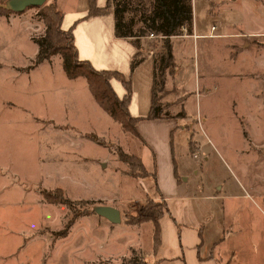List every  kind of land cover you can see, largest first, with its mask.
Here are the masks:
<instances>
[{
    "label": "rangeland",
    "instance_id": "rangeland-1",
    "mask_svg": "<svg viewBox=\"0 0 264 264\" xmlns=\"http://www.w3.org/2000/svg\"><path fill=\"white\" fill-rule=\"evenodd\" d=\"M74 1L64 0V5L73 6ZM138 1L133 0L124 12L135 29L147 25L145 5ZM41 7L0 13V264L150 262L148 224L126 225L143 209L156 213L162 208L156 203L162 198L148 196L158 194L149 148L97 103L85 77L65 75L59 54L36 63L40 50L36 39L46 33ZM192 7L198 33H209L214 24L216 33L247 38V33L264 28V0H192ZM192 32L181 29L180 34L188 35L170 38L179 87L167 97L181 98L165 116L177 117L172 136L177 172L189 173L184 191L200 193L204 185V192L231 198L226 202L239 217L250 210L258 230L256 242H262L264 219L250 200L259 201L257 197L264 195V55L258 60L252 44L253 50L239 49L227 38L193 37ZM149 39L162 49L161 36ZM209 81L211 92L203 87ZM197 86L202 89L196 90ZM159 94L164 104L165 93ZM256 121L263 128L259 145L249 143L240 129L244 124L252 132ZM121 150L142 156L150 175H140L135 160V168L130 169ZM132 171L140 176L132 177ZM46 192L59 197L63 193L74 201V208L50 202ZM103 204L118 206L122 220L111 222L93 210ZM132 206H136L133 211L128 209ZM75 213L79 215L63 235ZM137 228L144 247L129 242L135 240ZM236 228L232 238L238 256L243 264H250L255 259L246 248L250 234L246 227ZM257 256L263 260L264 249Z\"/></svg>",
    "mask_w": 264,
    "mask_h": 264
},
{
    "label": "crops",
    "instance_id": "crops-1",
    "mask_svg": "<svg viewBox=\"0 0 264 264\" xmlns=\"http://www.w3.org/2000/svg\"><path fill=\"white\" fill-rule=\"evenodd\" d=\"M58 4L64 15L61 26L64 30H73L74 43L77 45L79 58L89 60L97 69L118 70L124 73L130 81L129 113L138 118L136 130L140 133L143 143L149 148L147 152H150V161L154 164L152 178H154L158 194H149L148 196L153 199L162 198L168 207V210L158 218L160 240L156 246H154V223L152 221H143L141 224L126 223L129 227L130 225L141 227L148 224L146 235L150 243L146 244V249L149 253L150 262L154 264H243L238 256L240 250L237 249L232 238L235 236L238 229L236 226H238L240 228L246 227L248 234H250L246 240V248L248 254L255 257L250 261V264H264V259H257L258 250L264 249V241L256 242L254 231L258 232V230L250 210L242 209L246 210V214L239 217L236 213L238 210L231 207V203L226 202V199L231 198H226V195L222 196L220 192L219 194L214 192L216 195L213 192H204V185L201 186L200 193L184 191L188 187L186 183L189 179V173H187L188 175L184 172L178 173L173 158L172 136L177 125V117L161 115L147 118L152 105L153 55L161 50L159 43L153 42L149 39V36L139 38L117 36L116 16L113 11L114 6L110 5V0H96V7L103 10L96 14H90L91 0L74 1L73 6H66L64 0H58ZM213 25L211 24L209 33H198L195 32L197 27L194 26L192 21V36L203 37L208 35L219 39L227 38L231 42L230 44L239 47V49L241 47L250 48V44H252V47H255L254 52L260 55L258 60L263 58L264 45H261L264 44L262 38L264 28L247 33V38H245L242 35H236V33H216L215 28H212ZM187 35L188 33H185L172 37ZM255 35L262 37L260 40L252 39L251 37ZM229 37L240 39H234L233 41L228 39ZM255 42L261 43V45L254 46ZM138 52L142 54V59L134 68H131L132 59ZM172 56L174 59L173 71L166 70L164 91L159 94L165 93L164 104L161 102L162 96L159 98V101L165 105L163 112L168 111L181 98L170 100L167 97L170 93H177L179 87V71L174 51ZM262 64L264 65V59H262ZM211 78L208 79L211 80ZM111 82L119 97L123 98L127 91L123 82L118 78H112ZM203 85L204 90L211 92L210 81L205 82ZM197 89L202 88L197 86ZM240 129L248 138L249 143L255 142L259 145L258 137L261 133V139L263 138V128L262 126L259 127L257 121L254 125L255 130H252V132L244 124L240 126ZM194 146L195 148L198 147ZM262 149L261 156L264 161L263 144ZM140 159L144 164L142 156ZM194 173H196L195 170ZM147 174L149 176L150 171L147 170ZM180 176H184V178L182 179ZM251 199V206L255 207L264 219L262 208L264 195L257 197L259 201L253 200V197ZM138 201H141V198ZM135 207L132 206L128 209L133 211ZM232 210L235 212H232ZM241 218L243 219L240 220ZM127 229L130 232L132 231V228ZM138 229L140 228L134 231L135 240L129 239V242L138 247H144V238ZM223 243H225V246H222Z\"/></svg>",
    "mask_w": 264,
    "mask_h": 264
},
{
    "label": "trees",
    "instance_id": "trees-1",
    "mask_svg": "<svg viewBox=\"0 0 264 264\" xmlns=\"http://www.w3.org/2000/svg\"><path fill=\"white\" fill-rule=\"evenodd\" d=\"M96 0H91L92 6L90 14H96L102 9L96 7ZM117 1V2H115ZM114 6V13L116 16V34L121 37L139 38L141 36H147L150 33L155 36H161L163 38V46L159 53H154V78H153V94H152V105L147 118L158 117L166 115L167 111L163 112L165 105L159 102L157 93L164 91V81L166 77V70L169 72L173 71L174 59L172 56V44L170 38L174 35L180 34L179 31L186 27L188 31L192 30L193 11H192V0H139L138 2L145 5L144 11L147 15L143 17V21L147 22L144 28L135 29L133 28L134 22L132 20L127 21L125 19V11L127 7L133 2V0H110ZM111 5V4H110ZM41 7V6H38ZM15 9L9 7L6 3H0V13L6 14L14 12ZM41 15L44 18L46 24V33L44 36L37 38L36 41L40 46V50L36 55V63H41L44 60L50 58L54 54H59L63 60V69L65 75L71 79H77V77L83 76L87 79L89 90L98 104L109 113L113 119H116L125 131L133 133L135 136L142 138L140 133L136 130V123L138 118L133 117L129 113L128 105L131 95V88L129 86V79L118 70L114 69H97L92 62L85 59H80L78 56L77 45L74 43L73 30L70 29L66 32L62 29L63 11L58 4L55 3L44 4L40 8ZM142 59L140 52L136 53L131 62V68H134L138 62ZM118 78L121 80L127 88L123 98L119 97L116 90L113 88L111 79ZM121 159L123 162L128 163L130 169H134L135 160L137 167L142 171L140 175H147V170L144 164L141 162L140 157H136L134 154H128L121 150ZM138 170V171H139ZM132 177L140 176L134 171L130 174ZM63 194V193H62ZM53 196L52 193L46 192L44 197L51 201L68 203L74 208V201L70 198H65L63 195ZM161 205V209L154 212V209H150L147 212L145 209L141 211L137 216L132 217L128 223L141 224L143 221H152L154 223V246L157 245L159 238V223L158 218L163 212L168 210L165 200L161 199L157 201ZM155 203V204H156ZM79 213H75L74 217L67 224V228L62 231L63 235H66L71 223L76 219ZM133 264H154L149 261L143 260L141 263L132 262Z\"/></svg>",
    "mask_w": 264,
    "mask_h": 264
},
{
    "label": "water",
    "instance_id": "water-1",
    "mask_svg": "<svg viewBox=\"0 0 264 264\" xmlns=\"http://www.w3.org/2000/svg\"><path fill=\"white\" fill-rule=\"evenodd\" d=\"M7 5L16 11H22L29 6H42L46 0H7ZM93 210L99 212L101 215L107 217L111 222H120L122 220V213L116 206L100 205Z\"/></svg>",
    "mask_w": 264,
    "mask_h": 264
},
{
    "label": "built area",
    "instance_id": "built-area-1",
    "mask_svg": "<svg viewBox=\"0 0 264 264\" xmlns=\"http://www.w3.org/2000/svg\"><path fill=\"white\" fill-rule=\"evenodd\" d=\"M212 28H215V25H213ZM186 29H187L186 27H183L182 30L186 31ZM150 36H154V34H153V33H150L149 37H150Z\"/></svg>",
    "mask_w": 264,
    "mask_h": 264
}]
</instances>
